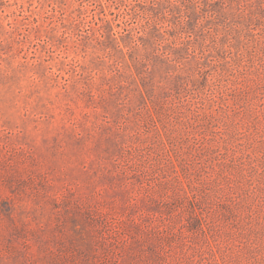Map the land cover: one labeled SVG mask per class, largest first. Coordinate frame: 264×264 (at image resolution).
Wrapping results in <instances>:
<instances>
[{
    "label": "rangeland",
    "instance_id": "obj_1",
    "mask_svg": "<svg viewBox=\"0 0 264 264\" xmlns=\"http://www.w3.org/2000/svg\"><path fill=\"white\" fill-rule=\"evenodd\" d=\"M0 264H264V0H0Z\"/></svg>",
    "mask_w": 264,
    "mask_h": 264
}]
</instances>
